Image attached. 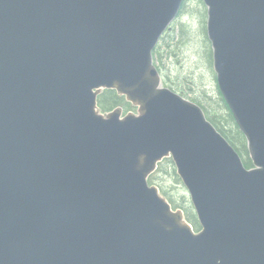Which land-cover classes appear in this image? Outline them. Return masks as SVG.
I'll return each instance as SVG.
<instances>
[{
    "label": "water",
    "instance_id": "1",
    "mask_svg": "<svg viewBox=\"0 0 264 264\" xmlns=\"http://www.w3.org/2000/svg\"><path fill=\"white\" fill-rule=\"evenodd\" d=\"M184 1L0 0V264H264V0H203L252 168L154 64ZM165 158L199 233L148 183Z\"/></svg>",
    "mask_w": 264,
    "mask_h": 264
},
{
    "label": "rangeland",
    "instance_id": "2",
    "mask_svg": "<svg viewBox=\"0 0 264 264\" xmlns=\"http://www.w3.org/2000/svg\"><path fill=\"white\" fill-rule=\"evenodd\" d=\"M198 11H200V13ZM200 22H203L205 27V41L208 44L209 40L206 30L207 9L203 0H188L185 14L181 17V21H176L172 26V30L169 31L165 37L166 40L169 41V39H167L169 33L172 32L173 29L176 30L178 26L181 27V25L185 27L183 36L180 39L170 41V50L163 49L160 51L163 56L162 58H158V69L162 72L164 84L167 83V87L173 88L191 101L196 99L202 102L207 111L212 114H218L224 119L227 118L229 120V111L221 99L213 61L211 64L208 63L205 60V54H203L204 50L201 47L203 37H201V41L199 36L201 28ZM190 25H193V29H191ZM193 36H196L197 40L196 42H191L190 45L189 38ZM209 46L211 49V44ZM170 51H175L176 53L172 58H167ZM129 112L138 114V108L135 107V110ZM129 112L123 109V116ZM232 126L233 124L227 126V128L231 129ZM160 183L166 187V190L173 198L178 199L185 205L189 204L193 207L190 195L183 183H179L171 175L167 177L163 176Z\"/></svg>",
    "mask_w": 264,
    "mask_h": 264
},
{
    "label": "trees",
    "instance_id": "3",
    "mask_svg": "<svg viewBox=\"0 0 264 264\" xmlns=\"http://www.w3.org/2000/svg\"><path fill=\"white\" fill-rule=\"evenodd\" d=\"M187 2H188V0H186L184 2L182 9H181V12H180V16L181 15L183 16V14H185V8L187 6ZM198 12L200 13V11H198ZM181 17H180V19L177 20L178 22L181 21ZM200 23H201V28H200L199 36H200V39H201V37H203V41L201 39V41H202L201 47L204 50L203 54H205V60L211 64L212 63V50L210 49L209 42L207 44L205 41L206 33H205V27L203 25V22H200ZM190 27H191V29H193V25H190ZM184 28H185L184 25H181V27L178 26V28L176 30L173 29V31L170 32L168 37H167V39H169V41L166 40V37H163L161 39L159 45L157 46V48L154 51V57H155L156 61H158V58H162V56H163L162 52L160 53L161 50H163V49L164 50L165 49L170 50V48H171L170 41H174L175 39L182 38ZM196 40H197L196 36L189 38V41H190L189 44L191 45V42L192 43L196 42ZM175 53H176L175 51H173V52L170 51L169 54L167 55V58H172L175 55ZM165 86H167V83L165 84ZM170 89L174 90L173 88H170ZM174 91H176V90H174ZM221 99H222V102L224 103V105L226 106L227 110L229 111L228 112L229 113L228 114L229 120L227 118L224 119L223 117H221L218 114L210 113L209 111H207L206 107L203 106L202 102H200L196 99L194 100V102L196 104H198L204 110L209 121L216 127V129L228 140V142L239 153V155L242 157V159L244 161L245 166L247 168H252L253 163L251 161V158L249 157V152H248V148H247V141H246L244 135L242 134V132L239 130V127L237 126L235 119H234L231 111L229 110L227 104L225 103L222 95H221ZM98 107L102 113L111 112L114 109L119 108V107H122L126 112L135 110V107L132 104H130L129 102H127L126 98L124 96H120L115 90L103 91V93L98 98ZM232 124H233L232 128L228 129L227 126H230ZM169 175L173 176L175 178V180L178 181L179 183H182L181 179L177 175L174 162L172 161L171 158L164 159V161L159 164L157 171L153 175H151V177L149 178V183L152 185H157V187L160 189L161 194L167 198V200L170 202V204L173 206V208L182 209L186 215V219L188 220V222L190 224H192L195 231H200L201 226H200L199 219H198V216H197L194 208L189 204L185 205L181 201H179L178 199L173 198L171 196V194L166 190V187L163 186L162 183H160L161 179H163V176L167 177Z\"/></svg>",
    "mask_w": 264,
    "mask_h": 264
}]
</instances>
